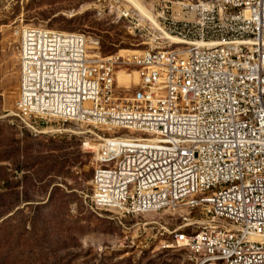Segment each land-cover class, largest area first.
Here are the masks:
<instances>
[{
    "label": "built area",
    "instance_id": "built-area-1",
    "mask_svg": "<svg viewBox=\"0 0 264 264\" xmlns=\"http://www.w3.org/2000/svg\"><path fill=\"white\" fill-rule=\"evenodd\" d=\"M111 12L141 49L103 55L85 33L13 30L15 116L34 135L76 124L99 137L92 209L179 213L163 249L195 264H264V0H160L155 22ZM121 69L138 83L119 85Z\"/></svg>",
    "mask_w": 264,
    "mask_h": 264
},
{
    "label": "rangeland",
    "instance_id": "rangeland-1",
    "mask_svg": "<svg viewBox=\"0 0 264 264\" xmlns=\"http://www.w3.org/2000/svg\"><path fill=\"white\" fill-rule=\"evenodd\" d=\"M141 1L148 9L160 2ZM119 4L138 13L124 0H0V165L8 183L0 182V192L12 207L0 222L17 212L6 228L23 233L12 264H195L184 248H162L164 228L183 222L179 213L119 220L90 207L93 149L100 139L89 128L71 124L65 129L76 133L34 135L14 114L19 65L13 30L85 33L100 41L103 55L141 49L142 39L111 12Z\"/></svg>",
    "mask_w": 264,
    "mask_h": 264
},
{
    "label": "trees",
    "instance_id": "trees-1",
    "mask_svg": "<svg viewBox=\"0 0 264 264\" xmlns=\"http://www.w3.org/2000/svg\"><path fill=\"white\" fill-rule=\"evenodd\" d=\"M2 158L4 157L0 156V162L3 160ZM3 171L4 168L0 165V182L8 184ZM1 189L2 188H0V190ZM6 195V193L0 192V217L3 214L9 213L12 208L11 205L5 203L4 201V197ZM16 213L17 212H14V214L1 220L0 222V264H12V259L16 260V249H19L20 245L23 244L20 243L23 233H20L19 231L17 232L15 226L6 228V226L11 225L10 223L14 221ZM45 263L48 264V261Z\"/></svg>",
    "mask_w": 264,
    "mask_h": 264
},
{
    "label": "bare ground",
    "instance_id": "bare-ground-1",
    "mask_svg": "<svg viewBox=\"0 0 264 264\" xmlns=\"http://www.w3.org/2000/svg\"><path fill=\"white\" fill-rule=\"evenodd\" d=\"M124 1L130 3L132 7L139 13L141 18H147L155 22L156 14L154 13V8L148 9L146 6L143 5L141 0H124ZM167 38L170 40L172 45H180L184 43V41H182L181 39L173 37V36H168ZM216 45L218 44H211L210 46H216ZM133 52H135V50L130 51V50L121 49L120 51L117 52V54L121 56H128L132 54ZM116 80L119 85L129 87L131 83L133 84L138 83V74L136 72L128 73L126 70L121 69V70H118L116 74ZM65 130L76 133L69 129H65ZM96 148H97V144L94 145L93 150H95Z\"/></svg>",
    "mask_w": 264,
    "mask_h": 264
}]
</instances>
